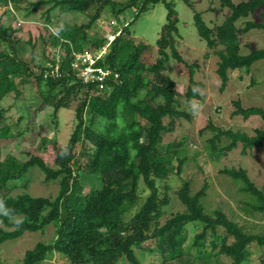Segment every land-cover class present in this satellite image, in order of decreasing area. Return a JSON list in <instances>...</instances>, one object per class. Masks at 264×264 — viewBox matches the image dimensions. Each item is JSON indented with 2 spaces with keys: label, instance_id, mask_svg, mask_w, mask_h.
I'll return each instance as SVG.
<instances>
[{
  "label": "trees",
  "instance_id": "obj_1",
  "mask_svg": "<svg viewBox=\"0 0 264 264\" xmlns=\"http://www.w3.org/2000/svg\"><path fill=\"white\" fill-rule=\"evenodd\" d=\"M0 0L10 9L23 10L27 17L40 5L48 4L44 11L48 22L49 9L60 3H74L73 9L86 14V24L70 25L62 22L48 31L43 43H50L45 62L30 63L21 59L15 48L13 34L16 28L10 23L0 22V140L22 133L20 121H27L29 106L13 124L7 123V108L1 101L12 95L22 100L19 83L33 78L37 84V96L44 104L53 108L56 115L60 108H69L77 100L74 109V126L66 142V150H57L54 167L49 166L38 155L29 154L22 160L13 154L1 157L0 147V245L14 240L25 232H44L47 226L54 227L50 241H38L26 249L17 264H46L45 260L54 252L67 260L68 264H141L134 248L153 239L160 253L161 264H242L250 255L248 245L252 242L264 248V231L253 233L229 218L220 209L212 213L205 211L201 198L206 184L192 193L188 180H183L177 189V197L184 206L182 211L171 213L163 223L164 207L169 203L167 180L180 174L188 156L181 155L187 143L186 136L178 141L164 143L162 136L172 130L173 121L189 114L176 108L178 100L175 82L164 70L170 58L187 66L189 76L184 99L191 102L198 97L201 82L194 80L195 63H187L175 45L178 33V17L173 2L168 0ZM163 3L166 8L165 22L156 40L157 55L151 63L140 60L149 47L136 42L130 27L138 16L155 5ZM229 14L221 24L209 27L201 12H193V24L200 39L214 50L217 57L216 73L223 90L228 80V71L238 68L248 70L256 61L264 60V48L249 49L240 53L239 32L263 29L262 22L247 20L242 28L235 22L248 17L264 0H220ZM22 7V8H21ZM110 12L115 23L111 32L118 29L116 20L126 10H133L116 37L107 45L106 52L95 60L93 67L107 71L101 81L91 79L84 82L71 63L75 55L87 50L97 51L105 43V37L90 36L86 31L99 19L103 11ZM16 16L13 15V18ZM47 29V28H46ZM31 60L35 58L31 44ZM169 52H168V51ZM58 71L50 73L48 64H55ZM97 74V72H95ZM101 84V88L99 87ZM21 102H24L21 101ZM232 115L244 119L257 115L264 120V109L259 106L243 107L239 100L233 102ZM23 109V110H24ZM25 113V114H24ZM168 122H164V118ZM13 125V126H12ZM215 133L210 138L211 147L221 136L229 139L222 147L228 152L241 143V153L247 149L261 147L264 129H255L253 135L230 129L222 130L209 125ZM27 128V123L25 125ZM53 141L43 137L36 148L45 150ZM80 149L77 151L76 147ZM84 157V161L81 158ZM44 173V180L60 179L54 197L32 196L26 191L14 193L31 167ZM220 173L237 183L244 196L240 208L245 214L264 215V188L257 187L243 168H223ZM94 180L84 191L85 179ZM24 180V181H23ZM163 183L162 194L159 184ZM199 225L200 231L187 243L186 225ZM222 229L223 233H219ZM229 258L221 262L219 256ZM264 264V258L260 260ZM0 264H5L0 258Z\"/></svg>",
  "mask_w": 264,
  "mask_h": 264
},
{
  "label": "rangeland",
  "instance_id": "obj_2",
  "mask_svg": "<svg viewBox=\"0 0 264 264\" xmlns=\"http://www.w3.org/2000/svg\"><path fill=\"white\" fill-rule=\"evenodd\" d=\"M35 2L37 0H24L25 2ZM124 2L126 0H115ZM172 1L178 17V33L175 37V45L183 59L187 63H195L193 78L201 82L198 87V97L191 102L184 99V92L188 84V68L185 64L170 58L166 64L164 73L175 82V92L178 103L177 109L189 114V119L184 117L176 118L173 121L172 130L165 132L162 136L164 143L178 141L186 136L187 143L181 155L188 156L183 163L180 174H173L168 180L167 190L169 203L164 207V215L159 219L161 223L170 216L171 213L182 211L184 206L177 197V189L182 185L183 180H188L192 193L199 190L203 184L207 185L201 203L206 212L212 213L216 209L223 211L229 218L242 225L245 230L253 233L264 231V215L254 213L245 214L241 206L243 194L238 190V184L228 176L220 173L223 168H243L246 170L250 180L259 188H264V141L261 147L247 149L241 153V143L228 152H224L222 147L229 142L225 136H221L215 147H211L210 138L214 135L209 125L217 126L222 130L230 129L240 131L247 135H253L255 129H264V120L252 115L244 119L241 115H232L235 109L233 102L239 100L243 107L259 106L264 109V60L256 61L248 70L238 68L228 71V80L223 90L219 89L220 79L216 73L217 57L214 50L220 46L209 48L205 41L199 38L193 24V12H201L202 19L209 26L214 28L221 24L229 14L227 7L220 6V0H168ZM237 3L242 0H232ZM21 7V8H22ZM48 4L38 6L29 16H23V10L10 9L9 5L0 3V22L10 23L16 28L13 34L15 48L21 59L30 63L33 68L37 62H45V56L49 55L50 43H43L41 38L47 39L48 31L54 30L62 22L70 25L86 24L89 19L86 14L77 12L74 3H60L49 9L48 17L45 21L44 11ZM133 10H126L119 15L115 26L118 29L129 20ZM13 15L16 17L13 18ZM166 8L161 2L156 3L146 11L142 12L136 21L131 25L130 30L136 42H143L149 47L141 54L140 60L144 63H151L153 57L157 55L158 46L156 40L165 22ZM247 20L262 22L264 20V6L258 7L248 17L238 19L235 24L242 28ZM115 23L110 12L103 11L99 19L91 28L86 31L88 37H105L111 32ZM47 28V29H46ZM240 53L245 54L249 49L264 48V30L250 29L247 32L238 33ZM31 44H34L35 58L31 60ZM168 51V50H167ZM169 52V51H168ZM22 100L15 101L12 95H7L1 106L7 108V123L13 124L18 120L25 104L29 106V117L27 121H20L16 129L22 133L12 138L1 139V157L6 154H13L19 159L27 160L29 154L40 156L46 164L54 167V157L57 150H66V142L73 129L74 109L77 100L69 104V108H60L56 115H53V108L41 102L37 96V84L33 78L24 79L19 83ZM24 102H21L23 101ZM24 109V110H23ZM25 114V113H24ZM168 122V118H164ZM27 123V128L25 125ZM13 126V125H12ZM43 137L51 139V144H46L45 150L36 148L39 140ZM79 146L76 147L78 151ZM84 161V157L81 158ZM24 180L28 181L26 188L19 184L14 193L26 191L32 196L54 197L57 194L60 179L44 180V173L36 166L31 167L26 173ZM23 180V181H24ZM94 180L86 178L83 182L84 191L89 189ZM163 183L159 184L162 194ZM223 233L222 229H218ZM200 231L199 225H186L187 243L191 242L194 234ZM54 235V227L47 226L44 232H25L22 236L14 240L5 241L0 245V258L5 264H17L20 262L26 249L31 248L38 241H50ZM156 242L153 239L147 240L134 251L141 264H161L160 253L156 250L150 251L148 248H155ZM250 255L242 264H261L264 258V248L259 247L254 242L248 245ZM221 262H229V258L220 255ZM46 264H68L67 260L59 256L56 252L51 254L46 260ZM120 264V260L116 262ZM219 264V263H217Z\"/></svg>",
  "mask_w": 264,
  "mask_h": 264
},
{
  "label": "built area",
  "instance_id": "obj_3",
  "mask_svg": "<svg viewBox=\"0 0 264 264\" xmlns=\"http://www.w3.org/2000/svg\"><path fill=\"white\" fill-rule=\"evenodd\" d=\"M119 29L115 32H109L105 36V43L100 47L99 50H87L83 51L81 53H78L75 55L74 60L72 61L71 65L73 68H75L78 71V76L82 78L84 82H87L91 79L99 80L101 81L104 77V75L107 73V71H103L100 68L93 67V64L95 63V60L98 59L100 56H102L106 50L107 45L116 37V35L119 33ZM50 67V73L56 74L58 71V63L56 60V63L51 65L48 64ZM97 72V74H95ZM99 87L101 88V84H99Z\"/></svg>",
  "mask_w": 264,
  "mask_h": 264
}]
</instances>
